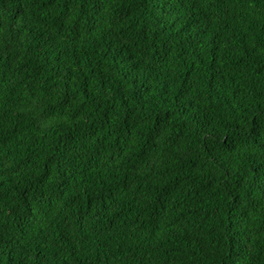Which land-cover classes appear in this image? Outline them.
Wrapping results in <instances>:
<instances>
[{
	"label": "trees",
	"instance_id": "trees-1",
	"mask_svg": "<svg viewBox=\"0 0 264 264\" xmlns=\"http://www.w3.org/2000/svg\"><path fill=\"white\" fill-rule=\"evenodd\" d=\"M0 264H264V0H0Z\"/></svg>",
	"mask_w": 264,
	"mask_h": 264
}]
</instances>
